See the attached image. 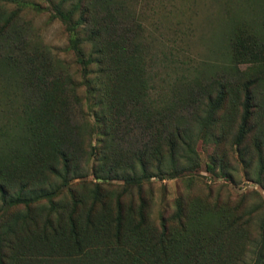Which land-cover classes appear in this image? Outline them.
<instances>
[{
  "label": "trees",
  "instance_id": "16d2710c",
  "mask_svg": "<svg viewBox=\"0 0 264 264\" xmlns=\"http://www.w3.org/2000/svg\"><path fill=\"white\" fill-rule=\"evenodd\" d=\"M44 1L79 80L25 4L0 0V264H264L260 201L186 194L155 224L146 189L197 169L198 141L229 138L264 191V11L228 19L260 69L206 78L155 44L140 0Z\"/></svg>",
  "mask_w": 264,
  "mask_h": 264
},
{
  "label": "rangeland",
  "instance_id": "374dc122",
  "mask_svg": "<svg viewBox=\"0 0 264 264\" xmlns=\"http://www.w3.org/2000/svg\"><path fill=\"white\" fill-rule=\"evenodd\" d=\"M26 8L23 18L31 23L43 43L53 54L65 61L74 80L78 82V66L67 47V34L62 25L51 17L44 0H21ZM264 0H140L136 6L144 25L159 46H172L180 60L191 65L192 72L202 77L217 75L235 76L260 69L259 63L240 62L232 47L231 25L228 19L249 18L250 14L264 11ZM257 15H255L256 17ZM240 62V63H239ZM82 92V91H81ZM225 139L215 146L198 141L195 151L199 167L172 179L152 178L146 189L150 199L149 214L157 224L161 216L172 211L173 200L178 196L211 197L231 206L255 201L264 204L262 187L248 179L237 161L234 148ZM246 144H250L247 139ZM221 158L230 178H223L218 168L206 169L211 160ZM252 176V175H251Z\"/></svg>",
  "mask_w": 264,
  "mask_h": 264
}]
</instances>
